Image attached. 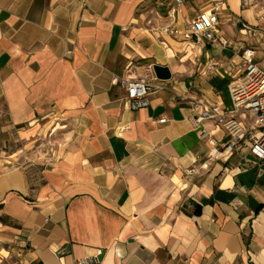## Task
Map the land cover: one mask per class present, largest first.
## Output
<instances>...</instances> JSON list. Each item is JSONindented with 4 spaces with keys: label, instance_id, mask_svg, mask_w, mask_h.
Masks as SVG:
<instances>
[{
    "label": "crops",
    "instance_id": "obj_1",
    "mask_svg": "<svg viewBox=\"0 0 264 264\" xmlns=\"http://www.w3.org/2000/svg\"><path fill=\"white\" fill-rule=\"evenodd\" d=\"M217 1L218 41H183ZM242 49L264 69V19L241 0H0V142L66 140L39 167L0 158V264H264V160L241 147L185 175L208 151L185 98L228 106ZM129 75L160 85L147 108L111 83Z\"/></svg>",
    "mask_w": 264,
    "mask_h": 264
},
{
    "label": "built area",
    "instance_id": "obj_2",
    "mask_svg": "<svg viewBox=\"0 0 264 264\" xmlns=\"http://www.w3.org/2000/svg\"><path fill=\"white\" fill-rule=\"evenodd\" d=\"M175 6H182L186 0H162ZM243 3L259 9L264 19V0H241ZM222 1L214 2L206 11L193 19L187 30L181 35L183 41L192 43L207 42L215 44L216 27L222 8ZM173 35L178 33L174 31ZM222 46L227 44L221 42ZM69 54V53H68ZM254 53L246 51L243 61L238 66L237 76L228 87V106L209 103L200 98H185L189 103L193 131L199 141L208 147L203 158L197 159V165L185 171L186 176L204 174L210 171L213 164L226 162L239 148L258 160H264V69L253 62ZM216 64L209 63L202 67L201 74L209 75ZM113 85L119 84L125 91L124 100L131 111L145 109L149 106V96L153 91L161 89L152 84L148 77L131 76L111 80ZM165 122L164 119L160 120ZM216 133H223L226 140L220 143ZM246 167H244L245 169ZM64 253L60 249L58 254ZM74 264H99L97 256L79 258Z\"/></svg>",
    "mask_w": 264,
    "mask_h": 264
},
{
    "label": "rangeland",
    "instance_id": "obj_3",
    "mask_svg": "<svg viewBox=\"0 0 264 264\" xmlns=\"http://www.w3.org/2000/svg\"><path fill=\"white\" fill-rule=\"evenodd\" d=\"M249 49H242L241 53L244 55ZM253 62L257 65L255 60ZM258 66V65H257ZM61 125V124H60ZM62 126H53L57 130H60ZM64 131L42 130L39 136V140L31 146L23 147V140H18L15 135L10 141L6 143L0 142V158L5 161H10L12 167L32 165L31 167H39L41 161H45L49 156H55L58 151L62 149L66 140H64ZM29 141V140H28ZM49 157V158H50Z\"/></svg>",
    "mask_w": 264,
    "mask_h": 264
},
{
    "label": "water",
    "instance_id": "obj_4",
    "mask_svg": "<svg viewBox=\"0 0 264 264\" xmlns=\"http://www.w3.org/2000/svg\"><path fill=\"white\" fill-rule=\"evenodd\" d=\"M152 71L157 81L165 82L171 78L170 72L166 67L154 65L152 66ZM98 260H101V256L98 257Z\"/></svg>",
    "mask_w": 264,
    "mask_h": 264
}]
</instances>
